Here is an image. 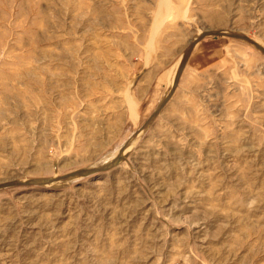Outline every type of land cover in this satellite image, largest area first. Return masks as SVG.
<instances>
[{"label":"rangeland","instance_id":"obj_1","mask_svg":"<svg viewBox=\"0 0 264 264\" xmlns=\"http://www.w3.org/2000/svg\"><path fill=\"white\" fill-rule=\"evenodd\" d=\"M0 264H264V0H0Z\"/></svg>","mask_w":264,"mask_h":264}]
</instances>
